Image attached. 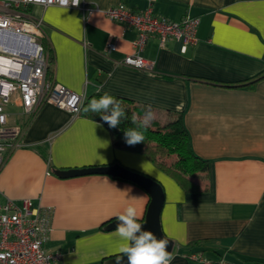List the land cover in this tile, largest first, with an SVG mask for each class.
Instances as JSON below:
<instances>
[{
    "label": "crops",
    "instance_id": "obj_1",
    "mask_svg": "<svg viewBox=\"0 0 264 264\" xmlns=\"http://www.w3.org/2000/svg\"><path fill=\"white\" fill-rule=\"evenodd\" d=\"M100 10L124 4L143 10L149 0H85ZM155 15L171 21L197 17V42L159 46L150 36L140 53L150 71L121 64L133 53L136 32L102 12L34 4L29 13L43 25L51 78L67 89L126 98L151 105L154 124L182 114L193 153L207 160V173L185 191L143 153L116 148L108 128L82 115L42 104L30 115L8 107V121L21 127L20 147L0 167V206L6 200L50 212L42 246L60 252V264H104L124 254V241L104 226L132 205L143 220L149 195L134 183L109 175L60 178L56 170L119 163L159 182L160 216L173 241L170 264H264V0H153ZM115 49L108 52V45ZM235 85V86H233ZM201 253V260L187 255Z\"/></svg>",
    "mask_w": 264,
    "mask_h": 264
},
{
    "label": "built area",
    "instance_id": "obj_2",
    "mask_svg": "<svg viewBox=\"0 0 264 264\" xmlns=\"http://www.w3.org/2000/svg\"><path fill=\"white\" fill-rule=\"evenodd\" d=\"M34 4L32 0H0V167L21 146V127L8 121L9 105L20 108L22 115L34 113L42 104L79 115L85 98L84 94L75 93L47 77L49 55L42 43L43 25L29 13ZM51 5L60 6L58 0H46L42 4ZM67 9L78 10L83 16L102 12L109 20L134 29L133 53L121 62L128 67L147 71L153 68V62L140 55L150 36L157 37L160 47L168 40L179 42L182 53L197 42V17L185 16L175 22L155 15L153 0L140 11L124 4L100 10L85 0ZM114 49L115 45L110 43L107 51ZM49 232L48 209L35 207L30 199L20 203L6 200L0 206V264H60L62 254L48 253L42 246ZM191 258L203 261L195 254Z\"/></svg>",
    "mask_w": 264,
    "mask_h": 264
},
{
    "label": "trees",
    "instance_id": "obj_3",
    "mask_svg": "<svg viewBox=\"0 0 264 264\" xmlns=\"http://www.w3.org/2000/svg\"><path fill=\"white\" fill-rule=\"evenodd\" d=\"M42 43L48 52L49 49L44 38ZM51 62L52 59L49 56L47 68L48 78H51L49 68ZM262 77H264V73H259L243 81L239 85L243 84V86L253 87ZM103 94L102 92H94L86 96L80 107L79 115L104 124L109 130L114 147L145 154L158 169L174 178L185 191L192 192L201 189L200 185L194 180V177L198 174L207 173L209 163L207 160L193 153L189 135L183 124L182 114L169 113L165 118V122L162 124H154L152 122L151 126L144 132V141L130 146L125 141L124 130L126 128L136 127L131 122L132 115L135 114L138 117H143L147 107L136 106L126 98L114 96L122 102V107L125 109L128 118L123 120L118 128H109V126L102 121L100 114L85 111L87 104L92 98H99ZM193 254L202 257L201 253ZM193 254H188L187 256L191 258ZM203 262V264L208 263L206 260Z\"/></svg>",
    "mask_w": 264,
    "mask_h": 264
},
{
    "label": "clouds",
    "instance_id": "obj_4",
    "mask_svg": "<svg viewBox=\"0 0 264 264\" xmlns=\"http://www.w3.org/2000/svg\"><path fill=\"white\" fill-rule=\"evenodd\" d=\"M32 2L42 5L46 0H32ZM60 6H78L80 0H58ZM85 111L98 113L103 122L109 128H118L121 122L127 119L122 102L105 92L99 98H92ZM155 114L151 105H148L143 117L133 114L131 122L136 127L126 128L124 138L128 145L132 146L144 141V132L151 126ZM117 226L116 235L124 241L120 252L127 256L128 264H170L173 259L172 254L166 250L168 241L157 239L151 231L144 230V223L138 222L137 210L129 205L122 213L115 216ZM121 257L117 258V264Z\"/></svg>",
    "mask_w": 264,
    "mask_h": 264
},
{
    "label": "water",
    "instance_id": "obj_5",
    "mask_svg": "<svg viewBox=\"0 0 264 264\" xmlns=\"http://www.w3.org/2000/svg\"><path fill=\"white\" fill-rule=\"evenodd\" d=\"M54 174L60 178H71L91 174L109 175L114 178L129 181L141 187L149 195V202L147 204L143 220H138V222L144 223V230L153 232L157 239H166L168 241L166 250L170 253L172 252L173 241H171L164 235L160 224V216L164 204V191L159 182L155 181L149 176L124 167L119 163H114L112 165H106L101 167H85L80 169L56 170L54 171ZM116 226L117 220L115 219L107 223L104 226V230H114ZM119 257H121V259L119 260V264H128V259L126 255H122ZM117 258L118 257L111 258L107 260L104 264H117Z\"/></svg>",
    "mask_w": 264,
    "mask_h": 264
},
{
    "label": "rangeland",
    "instance_id": "obj_6",
    "mask_svg": "<svg viewBox=\"0 0 264 264\" xmlns=\"http://www.w3.org/2000/svg\"><path fill=\"white\" fill-rule=\"evenodd\" d=\"M3 55L6 56L5 54H3ZM8 109H10L12 112H15V109H14V107L12 105H9Z\"/></svg>",
    "mask_w": 264,
    "mask_h": 264
}]
</instances>
